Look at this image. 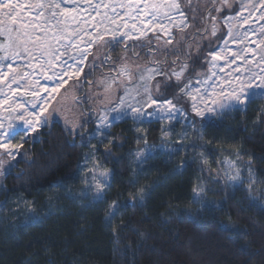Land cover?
Masks as SVG:
<instances>
[{"label":"snow or ice","instance_id":"6c2138e0","mask_svg":"<svg viewBox=\"0 0 264 264\" xmlns=\"http://www.w3.org/2000/svg\"><path fill=\"white\" fill-rule=\"evenodd\" d=\"M234 5L238 7L234 14H229ZM261 21H264V0H0V84L8 89L5 99L0 100V108L7 105L5 111L17 113L14 119L28 126L18 128L11 115L0 120L3 155L14 160V149L21 145H11V139L35 132L42 123L41 116L50 100H40L41 91L55 100L61 89L70 90L66 87L69 81H76L74 86L82 87L80 77L87 67L84 83L90 91L83 100L77 97L76 103H88L89 115L75 121L65 119L71 125L70 131L80 136L81 146L91 149L83 157L85 163L91 160L92 167L82 180L86 188L80 195L92 204L106 203L105 221L114 224L122 210L145 205L148 188L137 186L138 175L134 173L127 184V199L118 196L109 202L115 173L97 159L100 148L92 141L96 140L102 147L105 141L122 146L110 130L126 117L138 123L146 118L166 121L162 129L165 137L180 125L182 118L188 126L180 139L174 145L162 143L159 147L169 158L189 148L195 150V143H183L189 130L203 139L204 126L222 121L232 113L246 112L249 105L264 100V23ZM253 24L259 26L254 28ZM221 25L226 29L220 40L223 47L207 53L204 60L207 70L196 72L198 79L186 77L193 46L198 52L200 41L216 37ZM177 34H181L179 41ZM121 45L123 51L113 59L112 52ZM97 69H101V75L93 80L91 77ZM37 76L54 80L55 84L51 88L40 85ZM21 92L34 98L31 108L35 109L39 102V110L27 111L24 104L9 102ZM192 115L199 117L200 122L190 119ZM4 120L8 121L6 128ZM46 122L47 118L43 123ZM89 124L94 126L93 130L85 134ZM143 142L146 147L131 154L140 163L146 162L157 147L148 145L146 139ZM245 154L237 152L236 159ZM103 159L112 161L111 148L104 149ZM5 163L0 159V176L5 174ZM222 163L226 167L221 188L223 201L208 199V193L214 189L204 186L198 176L193 181L191 198V203L198 206L197 212L208 208L219 210L221 203L226 204L231 195L241 191L250 206L264 211V192L253 187L260 183L257 178L260 170L253 168L251 160L243 168L230 157ZM189 166V161H184L176 171ZM215 183H221L219 176ZM120 226L126 227L128 222L121 220ZM113 235L119 244L118 233L114 231Z\"/></svg>","mask_w":264,"mask_h":264},{"label":"trees","instance_id":"16d2710c","mask_svg":"<svg viewBox=\"0 0 264 264\" xmlns=\"http://www.w3.org/2000/svg\"><path fill=\"white\" fill-rule=\"evenodd\" d=\"M223 34L206 40L192 54L190 75L206 67V53ZM162 129L161 121L125 119L110 130L122 146L96 143L98 157L115 173L109 202L118 196L127 199V184L134 173L137 186L148 188L145 205L122 210L114 224L105 221L106 203L92 204L80 195L88 147L81 146L79 135L54 120L33 140L25 141L21 156L0 178V264H264V211L250 206L244 192L231 195L219 210L197 212L198 206L191 203L198 176L204 186L214 189L208 199L223 201L221 160L237 152L246 153L242 163L251 160L260 170V183L253 187L264 192V100L204 126L203 139L189 131L183 143H195V150L186 149L174 158L157 150L136 165L131 152L141 148L144 139L162 143ZM184 129L180 123L171 139L179 140ZM105 148L113 151L111 162L103 159ZM184 161L190 166L176 171ZM121 220L128 226L121 227Z\"/></svg>","mask_w":264,"mask_h":264},{"label":"rangeland","instance_id":"374dc122","mask_svg":"<svg viewBox=\"0 0 264 264\" xmlns=\"http://www.w3.org/2000/svg\"><path fill=\"white\" fill-rule=\"evenodd\" d=\"M236 7H238V5H234L233 11L232 12H229V14H234V11H235V8ZM222 14L223 13H221V15ZM245 15H247V13H245ZM260 23H264V21H261ZM258 26H259V24H253L252 25V27H254V28H257ZM191 31L192 30L189 29V32H191ZM221 32L222 33L224 32V34H223V37H224L225 32H226V29L224 28L223 25L220 26V31L218 32L217 36ZM183 35H187V33H185ZM180 36H181V34H177L176 35V40L177 41L180 40ZM216 37H209L208 39H202L200 41V49L202 47L201 45H202L203 42H205L206 40H210L211 41L212 39H216ZM130 43H132V42H129V44ZM230 46L232 48H234V49L236 48V45H230ZM220 47H223V44L220 43V41H216L215 45L212 48H210L209 51H211L213 49L219 50ZM200 49H199V51H200ZM122 51H123V46L122 45L120 46V48L119 47L115 48L114 51L112 52L113 59H117V57L120 55V53ZM194 53H197L196 48H195V45L193 46V49H192V54H194ZM207 53H206V55H207ZM181 59H184V58L181 57ZM90 61H91V57H89V62ZM69 62L71 63V61H69ZM141 62H143V61H141ZM220 63L223 64V61H221ZM207 67L208 66L206 64V67L205 68H201L197 72L206 71L207 70ZM88 71H89V69L87 67H85L84 74H82L81 77H80V82L79 83H80V85L82 87H75L74 85H76V81H69V84L66 87L68 89H70V90L67 91V92H65L63 89H61L60 94L58 96H56V99L55 100H52L51 97H49V94L47 92L41 91V95H40L39 99L40 100H43V99L47 98V99L50 100V104L47 106V111L44 112L42 114V116H41L42 123L37 126V129H36L35 132L29 131V134L28 135L21 134V135H17L14 139H11V141H10L11 145H21L20 147L14 149L15 156H16V158L14 160H12L11 158L3 155L4 150H3V148H0V159H3V160L6 161V163L4 165L5 173L10 169V167H11L10 165H12V163H14V161L18 157L21 156V154H22V144L25 141H27V140H33L37 136V134L39 133V131L42 128L50 125L54 120H58V121H61L68 128V130L70 131L71 125L66 123V119L65 118H67V120L75 121L78 118L83 119V118H86L89 115V111H88L89 104L88 103H85V104H82V105L76 103V98L77 97H79L81 100H83L84 96L86 94H88L89 91H90L89 85L87 83H84V77H85V75L88 74ZM216 71L218 72L219 75H223V73H219V70L218 69H216ZM228 71H231V69H228ZM195 73L192 74V75H190L189 72H188V73L185 74V76L186 77L191 76L193 78V80L198 79L199 77H196ZM100 75H101V69H97L96 72L94 73V76L91 77V79L94 80L95 78L99 77ZM36 79H39L40 85H46L48 88L53 87V85L55 84V81L54 80H46L42 76H37ZM213 79H216V77H214ZM193 86L194 87H198L199 85L193 84ZM13 87H15V85H13ZM0 90H2V91H0V100H3V99H5V95L4 94L8 92V89H7V87L5 85L0 84ZM33 99L34 98L32 96L24 95L21 92V93H18L15 97H13L12 100L9 101V102L10 103H13V102L22 103V104H24L26 106V110L27 111H37L41 107V104L39 102H37L36 108L35 109L31 108L30 102L33 101ZM184 106H185V108H187V105H184ZM6 107H7V105H5L4 108H0V120H3V118L5 116L11 115V117L13 118L12 122L18 128L19 127L28 128V126L27 125H23L21 121L14 119L15 116L17 115V113H11V114H9L8 112H6L5 111V108ZM18 111H25V110L24 109H18ZM148 111H152V110L149 109ZM81 113L83 114V116H79V114H81ZM45 118H47V122L46 123H43V121H44ZM92 118L94 119L95 117H92ZM125 119H132V118H127L126 117ZM190 119L200 120L199 117H194V115L190 116ZM152 120L154 121L155 119H153V118H146L144 122H149V121H152ZM181 121H182L181 122V125L184 128H187L188 122L187 121H183L182 118H181ZM161 122L163 123V126L165 128L166 127V121H161ZM7 123H8V121L7 120H4L5 128L7 127ZM93 127L94 126L92 124H89L87 126V128L85 129V134L87 132H91L93 130ZM189 131H191V130H189ZM171 132L169 133V135L167 137H165V136L163 137V142L162 143H164V144H171V145H174L175 144L176 141L172 140L171 137H170ZM92 143L93 144H96L97 141L96 140H93ZM162 143L156 145L157 147L153 150L152 154H154V152L157 151V150H163V151H165L164 149H162V148L159 147V145H161ZM147 144L148 145H154V144H150V143H147ZM145 147L146 146L144 144L141 148L134 149L131 152V154L132 153H135L137 151H140V150L144 149ZM90 152H91V149L90 148H87L85 154L86 153H90ZM131 154H130L131 160L136 165L143 164V163L138 162ZM96 157H97V159L100 160V158L98 157V154L97 153H96ZM229 157L232 158L233 160H236L237 165H239L241 168H243L245 166V164L242 163L241 159H239V160L236 159V155L235 154L225 155V156L222 157V160L221 161H224L226 158H229ZM100 162L103 164V162L101 160H100ZM91 167H92L91 160H89L87 163H85V161H83V163H82V169H81V172H82V174H81V180H83L85 174H87V169L88 168H91ZM104 167H106V166L104 165ZM106 168L109 169V170H111L108 167H106ZM224 171H226V167L222 163L221 164V172H222V174L224 173ZM2 176H0V178ZM83 185H84L83 186V190H84L86 188V185L85 184H83Z\"/></svg>","mask_w":264,"mask_h":264}]
</instances>
